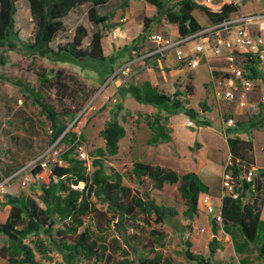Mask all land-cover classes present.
<instances>
[{
	"label": "rangeland",
	"instance_id": "1",
	"mask_svg": "<svg viewBox=\"0 0 264 264\" xmlns=\"http://www.w3.org/2000/svg\"><path fill=\"white\" fill-rule=\"evenodd\" d=\"M180 1L164 0V3L166 8H175ZM219 1L215 0L214 4L217 5ZM241 3L244 5L242 9L248 12L264 7V0L262 5L258 0H242ZM89 8L90 5L78 8L64 19L66 30L51 47L56 49L59 44L70 42L77 27L83 26L88 32L83 46L88 48L92 35L100 31L107 60H85L72 64L41 58L26 48L32 39L34 21L27 1L20 0L17 3L15 30L19 42L25 47L20 51H0V180L26 169V176L31 177L32 181L28 188H22L20 182L9 187V194L12 193L0 202V223L5 218L4 205L8 196L17 198L26 193L45 208L40 199L41 191L30 174L39 158L61 162V156L72 150L71 158L79 160V150L83 148L88 158V161H82L87 174L92 175L98 169L93 165L94 161L100 162L107 176L121 174L123 186L135 193L140 192L152 200L155 206L165 209L168 215L162 223H157L154 217L149 225L139 215L133 220L135 225L128 222L125 224L126 233L122 235L107 220H103L101 229L98 230L95 220L87 219L86 225L99 233L104 244L118 240L121 245V249L113 253L110 264H117L122 260L124 237L132 240L131 246L138 253L144 252L149 258L156 254L162 255L172 260L173 264H264V255L262 257L258 247L252 244L245 247V241L239 232L225 234L223 227L219 225L215 237L216 250L212 255V217L200 207L194 218L189 219L186 216L187 205L178 190L179 185H166L163 190L156 191L148 180L139 181L131 172L136 162L170 168L179 176L193 171L208 186V193L219 206L222 202L224 170L230 162L225 136L227 130L233 131L229 137L241 138L252 144L253 167L259 170L258 177L262 173L264 175V103L260 102L264 93L262 87L250 94L247 108L240 109L236 104L215 96L213 79L217 72L209 71L208 67L179 73L164 63L162 70L157 63L138 61L129 76L113 78L124 64L153 50V44L149 41L151 33H160L172 39L179 35L176 30L163 23L155 24L143 35V20L151 14L144 0H109L107 5L98 9L100 16L110 17L105 27H96L89 21ZM193 16L202 27L209 24L202 12L195 11ZM123 19H126L124 23L121 22ZM114 31H119L120 34L114 37ZM217 65L219 62L216 61L209 63V67ZM59 70L64 71L66 82L76 91L65 98L56 88L41 87L38 77L39 72L45 71L52 78ZM145 82L152 83L159 92L178 100L181 108L176 109L172 103L152 106L136 102L130 93V86L141 87ZM26 88L43 95L44 101L61 115L62 123L69 128L68 131L80 120L76 131L82 133V141L77 140L73 145L51 143V124L41 108L27 99L29 93ZM202 103L207 109L202 107ZM188 111L197 113L195 128H188L184 124ZM113 119L125 128L126 135L119 144L118 155L109 156L105 153V141L100 134ZM229 119L234 120L232 128L226 126ZM237 129L240 131L237 132ZM79 188L82 189L83 185ZM13 189L18 194L12 195L15 192ZM93 202L101 212L107 211V203L102 197L93 198ZM111 217L110 214L108 219ZM261 218L264 221V202ZM62 227V222L55 219V229ZM154 233H157L158 239L152 237ZM52 236L43 233L25 241L33 248L35 242L42 240L48 247L50 260L35 252V259L39 263L104 264L95 259L71 263L52 245V240H55V236ZM139 240L143 243H139ZM8 247V238L1 236L0 264H9L1 253L3 248ZM188 253L196 256L198 261L190 260L186 256Z\"/></svg>",
	"mask_w": 264,
	"mask_h": 264
},
{
	"label": "trees",
	"instance_id": "2",
	"mask_svg": "<svg viewBox=\"0 0 264 264\" xmlns=\"http://www.w3.org/2000/svg\"><path fill=\"white\" fill-rule=\"evenodd\" d=\"M20 0H0V51H20L23 47L18 40L15 30V18L17 14V3ZM29 5L30 14L34 21V31L30 44L26 47L41 58H47L53 62H70L79 64L85 60H107L103 52L100 31L95 32L88 48L83 46V41L88 37V32L83 26L77 27L75 35L70 42L59 44L56 49L51 45L59 35L65 32L64 19L74 10L85 5H90L88 11L89 21L96 27H105L110 21L108 16H100L98 9L108 4L109 0H26ZM148 11L151 13L143 20V35L150 31L155 24H166L172 27L179 36L188 37L194 35L204 28L193 16L195 11L202 12L212 24H218L232 15L238 13V7L231 2L226 3L221 9H212L199 5L194 0H181L175 8H166L164 0H144ZM137 50V48H134ZM255 73V70L251 68ZM41 87H53L61 92L62 97H67L74 92L66 82V75L59 70L52 78L45 71L38 73ZM29 93L28 100L41 108L43 115L51 124V143L74 144L77 140L82 141V133L77 132L78 120L70 131L62 123L61 115L55 108L44 101L40 92L26 88ZM130 93L136 102L144 105L163 106L172 103L176 109L181 108V103L161 92L150 82H145L141 87L130 86ZM207 109L204 103L201 104ZM66 116L67 113H66ZM186 116L193 120L197 118L195 111H188ZM71 117V116H70ZM240 126H242L240 124ZM240 131L237 129V132ZM233 131L227 130L226 142L229 148L231 165L225 171L231 172L238 180L237 193L222 192L221 214L222 227L225 234L234 231L240 233L245 241V247L250 244L260 250L264 255V221L262 220L264 176L263 180L255 178L253 182L240 179L247 175L253 167V147L250 142L241 138L229 137ZM101 137L105 141V153L116 156L119 153V144L125 138V128L116 120L108 122L101 131ZM72 150L61 156L64 165L51 164L47 170L41 166L34 167L30 174L35 180V185L41 191L42 208L36 200L26 197L10 198L7 205L11 210L7 220L0 223V237L8 238L9 247L1 250L2 257L8 259L9 264H41L35 259V252L44 259L48 257V247L40 240L30 247L25 241L32 236L47 234L55 236L52 240L60 253L71 263L81 260L110 264L113 256L121 245L118 240L104 244L99 233L92 231L86 220H95L96 227L101 229L103 220L113 224L120 235L125 234V224L135 225L133 220L138 216L144 218V223L154 219L162 223L168 216L165 209L155 206L152 200L146 198L140 192H133L130 188L123 186V177L119 173L112 176L105 174L103 166L98 161L93 165L98 167L89 175L81 160L71 158ZM104 155L103 152H100ZM132 175L139 181L148 180L152 188L161 191L166 185H179V193L187 205L186 216L193 219L199 209V198L201 194L209 192L199 176L189 172L179 176L174 170L162 166H153L136 162L133 164ZM80 185L83 188L80 189ZM102 197L107 203V211L101 212L93 202V198ZM111 214V218L108 216ZM107 218V219H106ZM55 219L62 222L63 227L55 229ZM217 224L213 221L214 240L210 243V251L213 255L216 250ZM55 229V230H54ZM82 229V231H80ZM54 232V233H53ZM101 232V231H98ZM52 236V238H53ZM151 237V235H150ZM158 239L157 233L152 235ZM123 239V238H122ZM157 241V240H156ZM124 251L122 260L117 264H173L172 260L162 255H154L149 258L144 252L138 253L131 246L129 237L123 239ZM143 243L142 240L138 241ZM114 253V254H113ZM190 260H197L196 256L186 254ZM207 264H209L207 262Z\"/></svg>",
	"mask_w": 264,
	"mask_h": 264
},
{
	"label": "built area",
	"instance_id": "3",
	"mask_svg": "<svg viewBox=\"0 0 264 264\" xmlns=\"http://www.w3.org/2000/svg\"><path fill=\"white\" fill-rule=\"evenodd\" d=\"M230 1L236 5L242 0ZM212 2L213 0H206V5ZM125 21L126 19L121 20L122 23ZM118 34H120L119 31L113 32L114 37ZM149 41L153 44V50L139 59H133L124 64L113 78L129 76L138 61L157 63L163 70L162 63L165 64L168 57L173 55L176 67L182 71H196L204 59L210 63L219 62V65L212 67V71L217 72L213 79L214 94L223 101L236 104L240 109L247 108L248 97L258 87L261 86L264 92V10L253 14L237 13L188 37L178 36L172 39L160 33H151ZM251 68L255 70V73L251 71ZM260 102L264 103V93L261 95ZM184 120L186 127L195 128L191 117L185 116ZM226 126L234 127V120L229 119ZM79 156V160L88 161L83 148H80ZM51 164L62 165L61 162H51L41 157L35 162L34 167L41 166L47 170ZM230 165L231 157L225 170ZM225 170L223 191L235 193L234 198L238 199L239 193H237L238 188L235 182L238 179ZM257 173L258 170L252 167L249 173L244 174L240 179H246L248 182H253L255 178L263 180L261 176H257ZM30 178L26 176V169H23L0 181V202L9 194L12 182H20L22 188H28L32 181ZM200 207L217 225L222 226L221 206L215 203L209 193L200 195Z\"/></svg>",
	"mask_w": 264,
	"mask_h": 264
},
{
	"label": "crops",
	"instance_id": "4",
	"mask_svg": "<svg viewBox=\"0 0 264 264\" xmlns=\"http://www.w3.org/2000/svg\"><path fill=\"white\" fill-rule=\"evenodd\" d=\"M194 2H196L197 4H199V5H203V6H206V7H209L210 9H212L213 11H217V10H219V9H221L226 3H228V2H231L230 0H220L219 1V3L217 4V5H215L214 3H215V0H213V2L210 4V5H206V0H194ZM258 2H259V4L260 5H262L263 4V0H258ZM232 3V2H231ZM235 5V4H234ZM242 3L241 2H238L237 4H236V6L238 7V13H243V14H253V13H257V12H260V11H262V10H264V7L262 8V9H258V11H252V12H248V11H244L242 8H244V5H242ZM208 20V19H207ZM207 22H209V24L207 23V26L206 27H203L204 29H206V28H209L210 26H212L213 24L208 20ZM209 61L207 60V59H204L203 61H202V64H201V66L200 67H208L209 68V71H211L212 70V67H209ZM165 65L168 67V68H174V69H176V72H183L182 70H179L178 69V67H176V65H175V62H174V59H173V55H170L169 57H168V59H167V61H166V63H165ZM197 71V70H196ZM184 73V72H183ZM152 84V83H151ZM153 85V84H152ZM153 87H155V85H153ZM122 141V140H121ZM121 141H120V143H121ZM258 169V168H257ZM259 171V170H258ZM190 172H192V173H195V172H193V171H190ZM195 174H197L198 175V173H195ZM199 176V175H198ZM6 178H3L2 180H5ZM2 180H0V181H2ZM16 184V182H12L11 183V185H10V187H13L14 185ZM37 187V186H36ZM208 187V186H207ZM13 191H15L14 189H13ZM12 193V192H11ZM10 193V194H11ZM9 194V195H10ZM15 194H18V192L17 191H15V192H13V194L12 195H15ZM23 197H26V198H32V199H34L33 198V196H31V195H28V194H26L25 193V196H23ZM18 198V197H17ZM220 206H221V204H220ZM10 210H11V208H10V206L9 205H7V204H5L4 205V221L3 222H1V223H4L6 220H7V218H8V216H9V213H10Z\"/></svg>",
	"mask_w": 264,
	"mask_h": 264
}]
</instances>
